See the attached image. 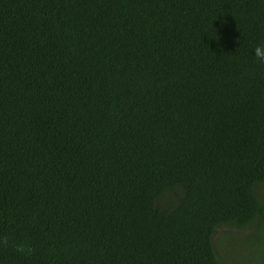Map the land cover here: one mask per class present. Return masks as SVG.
Instances as JSON below:
<instances>
[{
    "label": "trees",
    "instance_id": "1",
    "mask_svg": "<svg viewBox=\"0 0 264 264\" xmlns=\"http://www.w3.org/2000/svg\"><path fill=\"white\" fill-rule=\"evenodd\" d=\"M264 0H0V264H264Z\"/></svg>",
    "mask_w": 264,
    "mask_h": 264
},
{
    "label": "clouds",
    "instance_id": "2",
    "mask_svg": "<svg viewBox=\"0 0 264 264\" xmlns=\"http://www.w3.org/2000/svg\"><path fill=\"white\" fill-rule=\"evenodd\" d=\"M255 56L262 62H264V45H259L254 49Z\"/></svg>",
    "mask_w": 264,
    "mask_h": 264
},
{
    "label": "rangeland",
    "instance_id": "3",
    "mask_svg": "<svg viewBox=\"0 0 264 264\" xmlns=\"http://www.w3.org/2000/svg\"><path fill=\"white\" fill-rule=\"evenodd\" d=\"M262 191H264V188L262 189Z\"/></svg>",
    "mask_w": 264,
    "mask_h": 264
}]
</instances>
